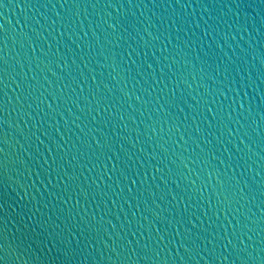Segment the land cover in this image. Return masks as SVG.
<instances>
[{
	"label": "water",
	"instance_id": "1",
	"mask_svg": "<svg viewBox=\"0 0 264 264\" xmlns=\"http://www.w3.org/2000/svg\"><path fill=\"white\" fill-rule=\"evenodd\" d=\"M53 2L56 3V7L45 8L32 7V4H36V0H4L6 7H0V24L4 25L7 33L5 53L9 55L11 62L15 65V70L7 77V92L8 97L11 98V104L8 106L10 114L6 117L9 121L7 151L10 160L27 161V165L31 167L33 172L31 178H29L25 165L13 164L11 171L6 176L9 192L13 188L19 190L21 183L32 184L35 181V186L28 189L33 203L40 202L42 204L53 199L48 196V192L53 191V189L51 185L47 184V178H37L34 174L36 165L29 157L34 153L35 145L38 142L33 137V147L31 150L28 149L24 135L28 133L29 129L35 132L38 127L40 128L37 135H40V138L44 140V144L40 145L41 152L46 151L45 145H50L49 139L44 135L45 130L55 139H59L60 136L65 139L70 137L75 139L77 135L81 134L80 128H85V131L88 128H94L93 134L97 138H100L103 134L115 138L117 133L120 137H131V140H136L139 136V143L134 148H132L130 140H125L124 143L126 148H131L132 151L136 152L137 157L144 159L147 152L153 148L152 142L148 141L147 137L153 136L155 138L159 132V123L157 122L159 114L156 112V106L154 103L144 101H154L157 94L163 97L168 90L165 89V83H167L168 88L175 86L172 79H170L172 72L180 71L183 72L184 77L178 87L177 96L180 97L181 92L183 93L180 107H183L184 111L180 112L179 108L176 107L172 109L175 116L174 123L181 125V127L180 132L173 129L170 136L171 140L178 141L176 150L183 152L189 168L202 169L199 179L194 174L188 173L187 169H184L190 179L196 180L194 191L199 189L193 197L192 204L194 207L192 211L200 219L196 220L195 216L193 219L198 227L201 226L200 220L207 224L209 217L212 218V222H215L217 210L221 222L225 225H227V221L224 219L226 214L229 220L232 219L231 210H227L226 206H218L217 204L218 197L214 193V189L219 190L217 170L226 173L227 176H235L250 182L254 179L257 191L249 195L247 200H240L239 204L233 203L232 207H239L242 213H247L250 217L248 223L255 229L254 232L249 233L253 236V240L249 241L247 237H244V243L249 246L250 250L252 248L258 250L264 246V238H262L264 234L259 232L257 224L252 223L258 221L264 214V210L258 207L261 200H264V195H262L264 187H261L264 185V161H261L258 155H255L256 153L264 154V140L254 134V142L249 141L242 136V132L237 133V129L240 128L241 124H248L251 126L249 131L256 129L258 133L264 134V67L260 63L259 56L264 51V3L261 0H213L216 7L209 12L205 11L203 7L207 0H199V3H197V0H181L182 3H190V6L186 8L176 5L175 0H156L160 7L155 8L152 7L151 0H133L134 4L140 6L129 8L101 6L68 9L60 7L62 0H53ZM112 2L115 3L116 0H112ZM123 2L126 3L127 0H123ZM26 3L29 4L28 7L25 6ZM145 4L148 7H145ZM236 4H241V7H236ZM249 4L252 6L248 7ZM125 13L130 17L134 16L136 22L135 31H133L136 40H129L127 43L118 41L119 33L113 34L112 29L108 27L116 18L123 16ZM184 20H187L188 23H183ZM53 21H56L54 25ZM173 21L177 22L175 27ZM205 21L216 28L214 33L210 30L207 36H203L202 33ZM197 22L201 25V28H195ZM176 27L184 29L180 33L181 41L190 39L194 43L190 49L183 48L181 44V48L177 50L179 54L173 60L169 57L167 51H161L162 42L154 41L153 37L159 33L167 34L169 32L175 37ZM157 29H159V33ZM22 30L33 33L35 52H32L31 48L23 42L20 36ZM62 32L63 35H61ZM149 33L152 35H149ZM198 40L199 43H196ZM145 41L148 42L147 47H144ZM117 42H119L121 48H114ZM209 44L212 46L210 55L214 58L209 61L212 68L206 70L215 75V83L207 78H200L198 63L195 71H193V63L196 62L197 56L203 57L204 53L209 51ZM133 48L140 54L133 53L129 58L127 53ZM169 48H171V45ZM114 51H122L125 66H132L131 74L127 79H125V75L120 69L113 71L111 67ZM254 55L256 59H253ZM29 57L31 62H29ZM73 61H75V64H73ZM137 65L141 66L140 75L136 74ZM148 65H151V68ZM225 67L228 68V71H225ZM78 69L84 70L87 83H84L83 79L78 81L79 85L84 88L83 94L80 93L77 85H72L76 89L73 99L76 96L88 95L89 89L95 90L97 85L104 92L111 89L120 99L119 89L123 88L128 95L120 100L122 107L116 109L117 115L124 117L123 120H113L111 125H105L104 123L94 125L91 123L93 118L96 121H103L106 116L99 108L96 111H91L95 105L87 104L82 99L78 103L61 104L57 113L52 114L50 117L44 115L48 111L47 103H55L52 101L50 93L57 96L70 94V89H65L63 93L60 89L64 84H70L71 78L61 80L60 77H68L69 72L72 73L73 77H79ZM161 69L164 70L163 73ZM93 77H95V80H93ZM155 80L163 82L157 86ZM25 81H31L34 87V96L39 98L29 101L36 109L35 112L27 108L23 100L18 101L16 99L21 95L17 84ZM144 81L151 83L155 88V91L147 97H144V94L140 91L141 84ZM105 85L108 87L105 88ZM145 87H147V84H145ZM160 89H165V91L161 92ZM209 89L211 92L208 91ZM217 89L223 91L228 99L225 100L223 96H220L216 91ZM137 95L143 97L139 103L135 99ZM213 95L215 103L209 104L212 112H203V115L197 116L196 112L193 111V108L197 107L196 100H200L202 97L209 99ZM45 97H47V100L41 103ZM193 97L196 100H193ZM241 102L244 103L245 108L251 106L252 114L247 120L238 116ZM220 103H223L226 109L229 104L235 109L232 112L231 121L227 122L228 128L231 129V135L228 134V128H225L223 124L218 125L217 121L213 119V114ZM22 104H24L22 111H18L21 109ZM82 108L84 111H81ZM68 109H71V113ZM198 111H203V109H198ZM76 117H79V119H76ZM65 120L68 121L67 125ZM208 121L216 126L213 128L214 135L208 136L212 144L205 145L201 139L200 147H197L191 141L184 144V141L180 140V135L185 132V129L188 133H192L197 125L201 129L207 128ZM150 125L155 127L157 132H152L149 128ZM217 127L219 131L216 130ZM167 130L168 126L165 125L164 132H167ZM221 132L224 134L221 135ZM163 134L159 133V135ZM185 139H188L187 135H185ZM242 139L243 143L241 142ZM119 143L120 141L116 140L115 146L119 147ZM21 145H24V147H21ZM141 147L144 148V152L139 151ZM201 148L205 152L214 151L218 159L209 157L207 163L191 164L190 159L193 153H199ZM159 153L160 149L157 148L154 154ZM169 159H171V156H169ZM108 168H111V164H108ZM82 171L84 176L89 177V181H85V184L93 178L97 180V183H100L101 169L89 172L85 168ZM209 171H212L210 178L208 177ZM159 175L157 174L156 183L160 184L161 187L159 189L153 187L152 191L155 195L150 198V201L155 200L162 209H168L175 204L170 195L174 185L171 183V178H169L167 189H165L163 182L159 180ZM40 179H45V184H41ZM51 179L53 183L56 182L55 174ZM106 179L104 177V180ZM81 180L83 181V177ZM182 183L187 184L188 182L182 181ZM202 184L205 186L202 187ZM189 186L191 187V185ZM101 187H103V184H101ZM245 191L247 190L245 189ZM12 195L14 196L15 193H12ZM161 197L163 198L161 199ZM219 198L223 199V197ZM112 199H116V197H112ZM83 203L82 200L81 204L83 205ZM131 203L134 205L135 201H131ZM97 204L100 206L96 207ZM93 208L96 209L98 217L100 215L104 216L102 239L96 243L97 255L102 252L107 257L109 252L104 245L105 243L112 245L113 240H116L118 235H124L134 242L139 239L141 242L152 243L148 240L147 222L140 221L144 224V228L139 227L137 218L140 216V212L135 207L129 208L128 203L119 199H116V203L113 204L111 199L104 197L99 201H90L89 211ZM248 209H251V212ZM205 210L208 212L207 217L203 215ZM133 212L136 213L137 218H133ZM252 213H255V215L253 216ZM147 214L145 213V215ZM108 220L116 225L115 229L107 223ZM129 220L132 221L131 224L128 223ZM17 227L15 222L10 220L8 224L10 238L11 234L16 232ZM228 227L231 231V227ZM122 228L123 231H121ZM133 232L136 234L135 236L132 235ZM161 234L166 236V239L160 242L161 248H165L166 245L165 251L170 256H174L176 254L175 239H173L170 232H164L163 228H161ZM151 235L153 240L159 239L155 230L152 231ZM169 239H172L173 243H168ZM208 247L211 248L212 245L208 244ZM181 254H183V250H181ZM50 259L47 250L41 246L40 249L30 253L22 252L21 259L16 264H24L25 260L28 261V264H48ZM113 259H115L114 254ZM200 264H204V261H201Z\"/></svg>",
	"mask_w": 264,
	"mask_h": 264
},
{
	"label": "snow or ice",
	"instance_id": "2",
	"mask_svg": "<svg viewBox=\"0 0 264 264\" xmlns=\"http://www.w3.org/2000/svg\"><path fill=\"white\" fill-rule=\"evenodd\" d=\"M261 2L264 3V0H261ZM197 3H199V0H197ZM175 4L181 8L190 6V3H182L181 0H175ZM151 5L154 8L160 7L156 0H151ZM25 6L28 7L29 4L26 3ZM31 6L56 7V3L53 0H36V4ZM101 6L129 8L140 5L134 4L133 0H127L126 3L123 0H116L115 3L112 0H62L60 2V7L68 9ZM144 6L148 7L147 4ZM247 6L251 7L252 5ZM0 7H6L4 0H0ZM203 7L205 11L210 12L216 7V4L213 3V0H207ZM236 7H241V4H236ZM52 23L54 25L56 21ZM176 23V21H173L174 27ZM183 23L187 24L188 21L184 20ZM108 27L112 29L113 34L119 33L118 41L127 43L129 40H136V36L133 35L136 27L134 16L130 17L125 13L123 16L116 18ZM195 28H201V25L197 22ZM210 30L214 33L216 28L205 21V26L202 29L203 36L209 35ZM183 31L182 27H176V36L173 37L170 32L167 34L159 33V29H157L159 34L155 35L153 40L161 41V51H167L169 57L175 60V56L179 54L177 50L181 48V44L183 48L190 49L194 43L190 39L181 41L180 33ZM193 34L195 33L193 32ZM61 35H63V32ZM149 35L152 34L149 33ZM20 36L32 52H35L33 33L22 30ZM137 43L139 42L137 41ZM196 43H199V40ZM6 44L7 33L4 25L0 24V45H2L0 46V264H16L21 259L22 252L30 253L40 249L41 246L47 250V254L51 257L48 264H141V262L143 264H200L201 261H204V264H237V262L238 264H264V246L258 250L256 248L250 250L249 246L244 243V237H247L249 241L253 240V236L249 233L254 232L255 229L248 223L250 217L247 213H242L239 207H232L233 203L239 204L240 200H247L249 195L257 191L254 179L250 182L235 176H227L226 173L217 170L219 190L214 189V193L218 197L217 204L218 206H226L227 210H231L232 219L229 220L226 214L224 219L227 221V225H225L220 220L218 210L215 214V222H212V218L209 217L207 224L200 220L201 226L198 227L193 219L195 212L192 211L194 207L192 201L199 189L194 191L196 180L190 179L184 169H187L188 173L194 174L197 179L200 178L202 169L189 168L183 152L176 150L178 141L171 140L170 136L173 129L180 132L181 127V125L174 123L175 116L172 109L176 107L179 108L180 112L184 111V108L180 107L183 93L181 92L180 97L177 96L178 87L184 77L183 72L180 71L172 72L170 79H172L175 86L168 88L167 83H165V89L168 90L163 97L157 94L154 101H144L154 103L156 112L159 114L157 121L159 132L155 138L153 136L147 137V140L152 142L153 148L147 152L144 159L137 157L136 152L132 151L131 148H126L124 143L125 140H130L131 146L134 148L139 143V136L136 140H131V137H120L117 133L115 138L107 134L97 138L93 134L94 128H88L87 131H85V128H80L81 134L77 135L75 139L71 137L65 139L63 136L55 139L45 130L44 135L49 139L50 145H45L46 151L41 152L40 145L44 144V140L40 138V135H37L40 128L38 127L35 132L29 129L28 133L24 135L28 149L31 150L33 147V137L38 142L35 145L34 153L29 157L36 165L34 174L37 178H47V184L51 185L53 189V191L48 192V196L53 199L42 204L40 202L33 203L28 189L35 186V181L32 184L21 183L19 190L13 188L9 192L6 176L11 171L13 164L25 165L29 178H31L33 172L31 167L27 165V161L10 160L7 151L9 121L6 117L10 114L8 106L11 104V98L8 97L7 92V77L15 70V65L11 62L9 55L5 53ZM170 45L171 48H169ZM147 46L148 42L145 41L144 47ZM211 47V44H209V51L205 52L203 57L197 56L196 62L193 63V71H195L198 63L200 78H207L215 83V75L206 70L212 68V64L209 62L214 58L210 55ZM114 48H121L119 42L114 45ZM133 53L140 54L133 48L127 53L128 57L130 58ZM259 56L260 63L264 67V51ZM112 59L113 65L111 67L113 71L120 69L124 73L125 79H127L131 74L132 66H125L124 53L114 51ZM253 59H256L255 55ZM29 62H31L30 57ZM73 64H75V61H73ZM148 67L151 68V65H148ZM140 68L141 66L137 65V75L141 74ZM78 71L79 77H73L71 72L68 73V77H60L61 80L71 78V83L64 84L60 89L62 93L65 89H70V94L57 96L50 93L49 95L55 103H47L48 111L44 115L50 117L52 114L57 113L61 104L78 103L82 99L87 104L95 105L91 111H96L99 108L106 116L103 121H96L93 118L91 123L94 125L98 123L111 125L113 120H123L124 117L118 116L116 111L117 108L122 107L120 100L128 95L123 88L119 89L120 99L111 89L104 92L99 85L95 90L89 89L88 95L76 96L73 99L76 89L72 85H77L80 93L83 94L84 88L79 85L78 81L83 79L84 83H87L84 70L78 69ZM163 71L161 69L162 73ZM225 71H228L227 67H225ZM93 80H95V77H93ZM162 82L161 80H155L157 86ZM138 83L140 82L138 81ZM145 84H147V87H145ZM17 87L20 89L21 95L16 99L18 101L23 100L27 108L35 112L36 109L29 101L39 98L34 96V87L31 81L18 83ZM104 87L107 88L108 86L105 85ZM165 89H160V91L164 92ZM140 91L144 94V97H147L155 91V88L151 83L144 81L141 84ZM208 91L211 92L210 89ZM216 91L225 100L228 99L223 91L219 89ZM135 99L139 103L143 97L137 95ZM192 99L196 100L195 97ZM46 100L47 97L41 103ZM211 103H215L214 95L209 99L202 97L200 100H196L197 107L193 108V111L196 112L197 116L203 115V112H212L209 107ZM24 104L21 105V109L18 111H22ZM239 108L238 116L247 120L252 114L251 106L245 108L244 103L241 102ZM198 109H203V111H198ZM68 111L71 113V109H68ZM81 111H84V109L82 108ZM233 111L235 109L231 104L226 109L225 105L220 103L213 114V119L217 121L218 125L223 124L225 128H228L227 122L231 121ZM25 114L29 115L28 113ZM76 119H79V117H76ZM67 123L68 121L65 120L66 125ZM165 125L168 126L167 132H164ZM214 127L216 126L208 121L207 128L201 129L197 125L192 133H188L185 129V132L180 135V140H183L184 144L191 141L197 147H200L201 139L205 145L212 144L208 136L214 135ZM149 128L152 132H157L155 127L150 125ZM250 128L251 126L248 124H241L240 128L237 129V133L242 132V136L249 141H253L254 134L264 140V134L258 133L256 129L249 131ZM216 130L219 131V128L217 127ZM159 133L164 134L159 135ZM223 134L221 132V135ZM228 134L231 135L230 128H228ZM185 135L188 136V139H185ZM116 140L120 141L119 147L115 146ZM241 142L243 143V139ZM21 147H24V145H21ZM246 147L248 146L246 145ZM157 148L160 149V153L154 154ZM249 150L251 149L249 148ZM139 151L144 152L145 150L141 147ZM255 155H258L259 159L264 161V154L256 153ZM169 156H171V159H169ZM209 157L218 159L214 151L205 152L201 148L199 153H193L190 162L193 165L204 164L207 163ZM108 164H111L110 169ZM85 168L89 172L101 169L100 183H97V180L93 178L85 184V181H89V177L84 176L82 171ZM53 174L56 177L55 183L51 179ZM157 174H160L159 180L163 182L165 189H167L169 178H171V183L174 185L170 195L175 204L168 209H162L155 200L150 201V198L155 195L152 191L153 187L156 189L161 187L160 184L156 183ZM211 176L212 171H209L208 177ZM82 177L83 181L81 180ZM104 177L107 179L104 180ZM182 181L188 183L184 184ZM40 183L45 184V179H40ZM101 184H103V187H101ZM203 186L205 185L202 184ZM261 187H264V185ZM12 193H15V195L13 196ZM200 194L203 195L202 192ZM262 195H264V192H262ZM104 197L111 199L113 204L116 203V199H119L128 203L129 208L135 207L140 212V216L137 218L136 213L133 212V218H137L140 228H144V224L140 221L147 222L148 240L152 243L141 242L139 239L134 242L124 235H118L117 239L113 240L112 245L105 243L104 247L109 252L107 257L102 252L97 255L96 243L102 239L104 216L100 215L98 217L95 208L89 211V203L93 200L99 201ZM112 197H116V199H112ZM219 197H223V199ZM82 200L84 201L83 205L81 204ZM131 201H135V204L133 205ZM209 203L211 202L209 201ZM99 206V204L96 205V207ZM258 207L264 210V200H261ZM248 211L251 212V209H248ZM13 213L14 215H12ZM145 213L148 214L145 215ZM203 215L207 217L208 212L205 210ZM252 215L254 216L255 213H252ZM195 219L199 220L200 217L195 216ZM10 220L18 226L16 232L11 234V238L8 234ZM107 223L113 229L116 228L111 220H108ZM128 223L131 224L132 221L129 220ZM252 223L257 224L259 232L264 234V214L258 221ZM228 226L231 227V231H229ZM161 228L166 233L170 232L176 241L174 244L176 254L174 256H170L165 251L166 245L165 248L160 246V242L166 239V236L161 234ZM153 230L159 237L158 240H153L151 235ZM121 231H123V228ZM132 235L135 236L136 234L133 232ZM168 243H173V240L169 239ZM208 244H211L212 247L209 248ZM181 250H183V254H181ZM113 254L115 259H113ZM24 264H28V261L25 260Z\"/></svg>",
	"mask_w": 264,
	"mask_h": 264
}]
</instances>
